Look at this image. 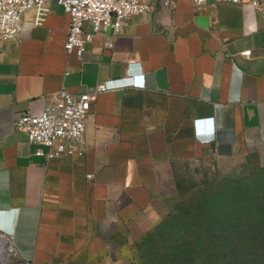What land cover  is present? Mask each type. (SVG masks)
Masks as SVG:
<instances>
[{
  "label": "crops",
  "instance_id": "0c3cea01",
  "mask_svg": "<svg viewBox=\"0 0 264 264\" xmlns=\"http://www.w3.org/2000/svg\"><path fill=\"white\" fill-rule=\"evenodd\" d=\"M260 1L158 3L119 36L98 35L82 59L66 52L69 16L50 2L44 25L30 11L19 39L0 41V234L20 262L109 264L138 218L179 195L186 163L264 153ZM125 77L143 86L97 95L82 155L48 160L14 128L62 88L80 94Z\"/></svg>",
  "mask_w": 264,
  "mask_h": 264
},
{
  "label": "built area",
  "instance_id": "2783aa9c",
  "mask_svg": "<svg viewBox=\"0 0 264 264\" xmlns=\"http://www.w3.org/2000/svg\"><path fill=\"white\" fill-rule=\"evenodd\" d=\"M206 3L210 0H195ZM213 6L221 2L246 4L252 8L261 6L260 0H212ZM57 2L69 16L66 52L76 54L82 59L86 45L98 35L110 32L111 38L119 36L124 22L132 15L151 13L157 4L172 6L173 0H0V41H17L24 29V15L34 11L33 24L42 26L50 13L48 4ZM89 25L90 30L85 26ZM250 53L244 52V55ZM136 77H125L101 81L91 92L75 94L65 88L60 89L48 99L42 115L33 116L30 112L18 115L14 119V128L28 134L29 142L39 146L36 155L48 160L62 155L83 154L87 145V120L92 104L98 94L127 87H142ZM47 146L44 152L41 148ZM5 243L3 249L12 264L20 262L18 250L11 237L0 234Z\"/></svg>",
  "mask_w": 264,
  "mask_h": 264
},
{
  "label": "rangeland",
  "instance_id": "374dc122",
  "mask_svg": "<svg viewBox=\"0 0 264 264\" xmlns=\"http://www.w3.org/2000/svg\"><path fill=\"white\" fill-rule=\"evenodd\" d=\"M180 176L182 190L179 195L160 202L138 218L131 226L132 234L127 245L111 253L109 264H141L144 254L162 245L169 235H183V227L197 225L207 219L223 221L233 208L247 210L248 206L240 205L239 201L243 199L253 213H238L236 221L250 218L264 224V153L243 158L206 154L186 163Z\"/></svg>",
  "mask_w": 264,
  "mask_h": 264
},
{
  "label": "trees",
  "instance_id": "16d2710c",
  "mask_svg": "<svg viewBox=\"0 0 264 264\" xmlns=\"http://www.w3.org/2000/svg\"><path fill=\"white\" fill-rule=\"evenodd\" d=\"M239 202L248 209L233 208L223 221L207 219L183 227V235H169L162 245L144 254L141 264H264V224L250 218L237 222L238 213H253L245 199Z\"/></svg>",
  "mask_w": 264,
  "mask_h": 264
},
{
  "label": "bare ground",
  "instance_id": "6f19581e",
  "mask_svg": "<svg viewBox=\"0 0 264 264\" xmlns=\"http://www.w3.org/2000/svg\"><path fill=\"white\" fill-rule=\"evenodd\" d=\"M5 243L3 241L0 240V264H12V262L10 260H8V256L5 254L4 251V255H3V247H4Z\"/></svg>",
  "mask_w": 264,
  "mask_h": 264
}]
</instances>
